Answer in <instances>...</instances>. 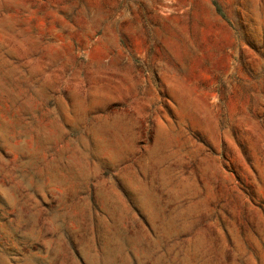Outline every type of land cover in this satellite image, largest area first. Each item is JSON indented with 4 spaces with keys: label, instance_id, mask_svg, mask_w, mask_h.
Here are the masks:
<instances>
[{
    "label": "rangeland",
    "instance_id": "1",
    "mask_svg": "<svg viewBox=\"0 0 264 264\" xmlns=\"http://www.w3.org/2000/svg\"><path fill=\"white\" fill-rule=\"evenodd\" d=\"M0 264H264V0H0Z\"/></svg>",
    "mask_w": 264,
    "mask_h": 264
}]
</instances>
